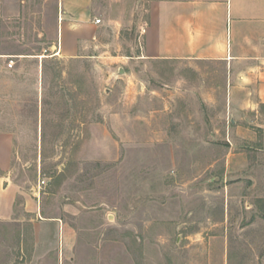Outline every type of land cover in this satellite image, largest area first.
Listing matches in <instances>:
<instances>
[{
    "label": "rangeland",
    "instance_id": "obj_1",
    "mask_svg": "<svg viewBox=\"0 0 264 264\" xmlns=\"http://www.w3.org/2000/svg\"><path fill=\"white\" fill-rule=\"evenodd\" d=\"M100 3L94 40L61 58L59 0H0L9 176L43 208V226L18 207L0 222V264H264V108L232 103L218 64L138 59L140 31L107 24L123 0Z\"/></svg>",
    "mask_w": 264,
    "mask_h": 264
},
{
    "label": "crops",
    "instance_id": "obj_2",
    "mask_svg": "<svg viewBox=\"0 0 264 264\" xmlns=\"http://www.w3.org/2000/svg\"><path fill=\"white\" fill-rule=\"evenodd\" d=\"M123 2L121 15L109 16L107 24L140 31L138 59L182 65L199 76L207 64H218L232 103L247 94L250 108H264V0H140L133 5L131 20L125 18L128 2ZM102 9L100 0H59L57 56L74 58L90 45ZM183 79L186 82V76ZM14 140L12 134L0 132V222L15 221L18 207L32 220L40 218L36 224L43 226V208L38 217L31 197L9 176ZM50 225L62 237L66 234L57 219Z\"/></svg>",
    "mask_w": 264,
    "mask_h": 264
},
{
    "label": "built area",
    "instance_id": "obj_3",
    "mask_svg": "<svg viewBox=\"0 0 264 264\" xmlns=\"http://www.w3.org/2000/svg\"><path fill=\"white\" fill-rule=\"evenodd\" d=\"M94 22H95V24H100V20H98V19H96ZM141 33H144V31H141ZM12 64H13V62L12 61H9L8 68H11L12 67ZM44 184H45V182L44 181H41V182H39V184L36 187V189H33L32 190L34 197L38 198V196L40 195V190L42 189V187H43Z\"/></svg>",
    "mask_w": 264,
    "mask_h": 264
},
{
    "label": "water",
    "instance_id": "obj_4",
    "mask_svg": "<svg viewBox=\"0 0 264 264\" xmlns=\"http://www.w3.org/2000/svg\"><path fill=\"white\" fill-rule=\"evenodd\" d=\"M123 73V70L122 69H119V74H122Z\"/></svg>",
    "mask_w": 264,
    "mask_h": 264
}]
</instances>
